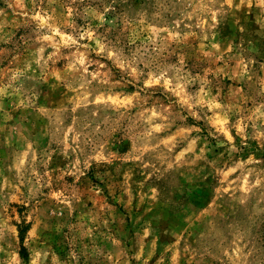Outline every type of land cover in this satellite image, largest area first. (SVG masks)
<instances>
[{
    "label": "rangeland",
    "instance_id": "1",
    "mask_svg": "<svg viewBox=\"0 0 264 264\" xmlns=\"http://www.w3.org/2000/svg\"><path fill=\"white\" fill-rule=\"evenodd\" d=\"M0 264H264V0H0Z\"/></svg>",
    "mask_w": 264,
    "mask_h": 264
}]
</instances>
